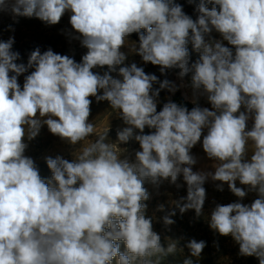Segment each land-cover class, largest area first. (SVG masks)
Masks as SVG:
<instances>
[{
  "label": "clouds",
  "instance_id": "9594fccd",
  "mask_svg": "<svg viewBox=\"0 0 264 264\" xmlns=\"http://www.w3.org/2000/svg\"><path fill=\"white\" fill-rule=\"evenodd\" d=\"M188 2L195 4V20L175 0H0V12L47 25L70 13L75 38L87 49L77 63L36 48L25 65L17 63L13 38L0 41V264H160L177 242L162 245L146 218L144 182L186 185L187 195L171 203L200 217L209 178L241 200L257 193L250 205L217 204L208 220L212 230L234 239L241 255L264 264V0ZM133 33L138 42L129 40ZM189 44L199 53L191 64ZM123 47L161 74L192 73L194 93L206 95L211 110L169 100L157 111L160 91L175 93L177 85L136 63L119 67L121 78H114L110 73L127 58ZM104 66L103 75L93 71ZM29 69L21 87L18 77ZM90 97L108 101L126 125L117 132L119 143H139L134 160L121 158L125 150L109 143V126L96 134ZM42 125L79 145L71 162L45 158L48 179L25 155V138L34 139ZM145 128L153 131L145 134ZM201 139L214 172L193 171L191 149ZM175 214L168 212L163 223L172 225ZM186 246L199 257L205 242L192 239Z\"/></svg>",
  "mask_w": 264,
  "mask_h": 264
},
{
  "label": "rangeland",
  "instance_id": "374dc122",
  "mask_svg": "<svg viewBox=\"0 0 264 264\" xmlns=\"http://www.w3.org/2000/svg\"><path fill=\"white\" fill-rule=\"evenodd\" d=\"M175 3L182 6L185 14L191 16L194 20L198 13L195 11V4H190L188 0H175ZM70 13L66 12L60 22L55 25H47L37 18L13 17L8 11L0 12V41L6 42L9 38L14 39L12 50L20 54V59L17 63L27 65L30 53L36 48H39L41 54L44 51L51 49L54 53L67 55L73 58L75 62L80 63L82 56L86 54L87 49L81 46L80 40L75 38L76 33L70 25ZM143 31V30H142ZM214 39H221L218 33L211 34ZM130 41L138 42V34L133 33L129 37ZM225 46L227 42L224 41ZM190 53V64L199 58V53L193 51L191 44L188 45ZM126 54V60L123 65L117 66V71L110 73L114 78L118 76V69L121 66H130L136 63L138 67H142L146 74H155L159 81L168 79L177 85L175 93L163 89L159 94V103L157 111L161 110L163 104L171 100L180 105L186 106L191 110L195 106L202 108L207 107L211 110V105L207 100L206 95L194 93L191 87L192 73H188L183 78L179 77V69L168 70L166 74H161L159 66L151 63L143 62L142 58L135 53H132L128 47L121 49ZM33 69H29L24 74L18 77V82L21 87L24 83V78L29 75ZM103 75L108 71V67H97L93 69ZM154 89L159 87V84H154ZM102 95V91L99 93ZM91 113L89 122L95 125L96 134H102L109 126L108 140L109 143H117L118 147L124 149L122 157L127 156L130 160L135 159V152L140 150L139 143L135 139H131L127 143H119L117 140L118 130L123 129L126 125L119 117L118 113L113 111L108 101H97L95 97H90ZM243 110V109H241ZM252 126V121L249 120V129ZM153 130L145 128V134H149ZM204 130L203 134H206ZM138 134V130H137ZM95 139V136L89 140L82 142L83 144L90 143ZM25 143L28 147L25 150V155L32 158L39 169L41 176L45 179L51 177V171L46 164V157L55 158L57 155L69 160H74V152L79 145L73 146L60 137L53 135L48 130L46 125H42L38 135L31 140L25 138ZM192 155L197 159V163L193 165V171L214 172L213 163L202 148L201 142H198L191 149ZM183 184L182 177L179 181ZM219 181H212L210 178L206 181L204 187L206 189V200L203 209V215L197 217L195 210H188L181 214L178 209H174L172 201L178 200L180 197L187 195L186 185L177 189L174 185L167 181L160 184L158 187L145 181L144 187L149 193V200L144 203L147 205L146 218H151L153 230L160 235L161 243L167 247L169 240L177 242V250L174 254H168L161 259L160 264H184L186 259H191L193 264H259V260L255 256H243L239 253V245L234 239L229 236H222L212 230L209 226V220L212 209L217 205H226L232 202H241L243 204H251L254 199L258 198L257 193L247 192V195L241 200L236 197L225 183L223 191L217 190L216 185ZM238 187H244L237 181ZM164 205V210H160L159 206ZM175 210V215L171 217L174 220L172 225L166 226L163 223V217L168 212ZM195 239L197 242L204 241L203 248L199 257H192L190 250L187 248V243ZM121 251H124V245L121 244ZM115 264V261L113 262Z\"/></svg>",
  "mask_w": 264,
  "mask_h": 264
}]
</instances>
